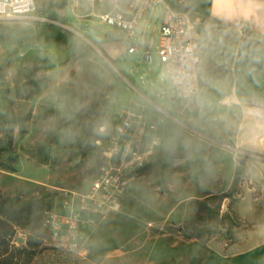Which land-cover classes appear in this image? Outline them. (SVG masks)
Returning a JSON list of instances; mask_svg holds the SVG:
<instances>
[{
    "label": "rangeland",
    "instance_id": "rangeland-1",
    "mask_svg": "<svg viewBox=\"0 0 264 264\" xmlns=\"http://www.w3.org/2000/svg\"><path fill=\"white\" fill-rule=\"evenodd\" d=\"M40 4L34 29L0 28V198L25 200V214L33 215L12 224L10 256L0 264H206L215 252L245 251L264 264V170L252 168L260 181L242 178L248 157L262 156L237 149L214 111L201 115L173 104L164 123L149 119L162 134L179 133L180 143L173 154L149 151L138 132L133 147L142 162L136 156L105 161L92 145L61 142L69 127L87 138V124L106 95L118 92L126 107L134 93L152 88L156 73L143 59L113 62L117 74L102 73L97 56L107 54L104 48L71 51V37L86 34L92 17L77 29L74 20L50 10V0ZM76 100L87 107L67 120L64 113ZM117 168L128 179L129 209L106 219L102 210L82 211L80 235L91 255L54 239L45 212L68 213V196L87 192L96 176ZM248 187L252 193H245Z\"/></svg>",
    "mask_w": 264,
    "mask_h": 264
},
{
    "label": "clouds",
    "instance_id": "clouds-1",
    "mask_svg": "<svg viewBox=\"0 0 264 264\" xmlns=\"http://www.w3.org/2000/svg\"><path fill=\"white\" fill-rule=\"evenodd\" d=\"M60 2L50 0V10L74 20L77 29L85 16L92 17L86 34L71 37L73 54L94 44L107 53L97 56L106 75L117 74L113 62L123 66L134 59L145 60L156 73L152 88L134 93L126 107H120L118 92L106 95L87 124V138L69 127L62 143L80 140L96 147L105 161L124 160L136 155L133 137L139 132L149 151L173 154L179 133L157 128L173 104L201 115L233 113L257 140L264 138V0H66L62 8ZM43 11L40 0H0V28L34 29ZM48 55L55 60L54 51ZM86 107L76 100L64 116L73 120Z\"/></svg>",
    "mask_w": 264,
    "mask_h": 264
},
{
    "label": "built area",
    "instance_id": "built-area-1",
    "mask_svg": "<svg viewBox=\"0 0 264 264\" xmlns=\"http://www.w3.org/2000/svg\"><path fill=\"white\" fill-rule=\"evenodd\" d=\"M135 152L142 162L143 156ZM127 185L128 179L121 168L105 169L91 181L87 192L68 196V213L45 212L44 222L50 228L52 237L61 244L67 242L70 248L81 249L80 252L89 255L86 241L84 243L80 235L82 211L102 210L105 215L119 212Z\"/></svg>",
    "mask_w": 264,
    "mask_h": 264
},
{
    "label": "crops",
    "instance_id": "crops-1",
    "mask_svg": "<svg viewBox=\"0 0 264 264\" xmlns=\"http://www.w3.org/2000/svg\"><path fill=\"white\" fill-rule=\"evenodd\" d=\"M214 117L226 135L233 140L237 149L256 152L262 156V159L248 157L246 166L242 171V178L247 181H260V178L255 175L256 172L253 174L254 171H252V168H259L260 171L264 170V138L257 140L250 131L247 122L233 113L225 114L222 110H214ZM135 193L138 197L147 195V193L142 190H136ZM245 193H252V189L248 187ZM128 194L129 189L127 187L121 200V210L105 215V219L113 214H123L129 209L128 206L124 204ZM187 220L188 218L184 217L179 223H185ZM86 244L91 253V245H88V241H86ZM90 253L89 255H91ZM260 257L264 258V247L261 249ZM206 264H255L254 253L245 251L239 255H225L215 252L209 255Z\"/></svg>",
    "mask_w": 264,
    "mask_h": 264
},
{
    "label": "trees",
    "instance_id": "trees-1",
    "mask_svg": "<svg viewBox=\"0 0 264 264\" xmlns=\"http://www.w3.org/2000/svg\"><path fill=\"white\" fill-rule=\"evenodd\" d=\"M15 199L7 193L1 194L0 198V260L3 261H7L10 256V244L13 232L12 224L17 217L33 216L32 214H25L24 207L28 202L18 197Z\"/></svg>",
    "mask_w": 264,
    "mask_h": 264
},
{
    "label": "water",
    "instance_id": "water-1",
    "mask_svg": "<svg viewBox=\"0 0 264 264\" xmlns=\"http://www.w3.org/2000/svg\"><path fill=\"white\" fill-rule=\"evenodd\" d=\"M190 109H192L190 106H189Z\"/></svg>",
    "mask_w": 264,
    "mask_h": 264
}]
</instances>
